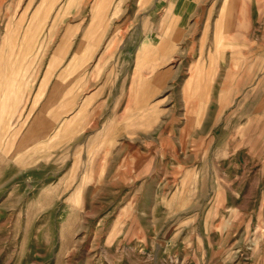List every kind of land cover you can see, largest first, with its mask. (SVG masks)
Returning <instances> with one entry per match:
<instances>
[{
	"label": "rangeland",
	"instance_id": "374dc122",
	"mask_svg": "<svg viewBox=\"0 0 264 264\" xmlns=\"http://www.w3.org/2000/svg\"><path fill=\"white\" fill-rule=\"evenodd\" d=\"M173 4L0 0V37L36 24L72 38L106 111L73 138H49L25 115L48 83L13 80L42 67L0 64V264H264L260 99L208 106L217 69L215 89L264 82V33L240 18L263 17L264 0H204L180 23ZM226 35L244 47L230 65L209 48Z\"/></svg>",
	"mask_w": 264,
	"mask_h": 264
},
{
	"label": "crops",
	"instance_id": "0c3cea01",
	"mask_svg": "<svg viewBox=\"0 0 264 264\" xmlns=\"http://www.w3.org/2000/svg\"><path fill=\"white\" fill-rule=\"evenodd\" d=\"M169 3H174L172 6L171 13L175 18L179 19V23L187 17H191V13L197 16L199 12V5L204 2V0H168ZM178 3V4H177ZM193 5L195 9L189 12L188 7ZM178 7V10H174ZM223 8V14L232 13L227 15L226 19L229 17H235L234 10H228ZM165 11V10H164ZM39 12V10L37 11ZM35 11L32 15L34 19L37 15ZM234 13V14H233ZM229 14V13H228ZM171 15V16H172ZM221 16V15H220ZM226 16V15H225ZM238 17V16H237ZM240 17V14H239ZM246 24L247 29H250L253 25L254 31H259L264 33V15L260 13H255L251 11L245 17H240ZM229 19L225 22L228 25ZM221 23V22H220ZM240 22L238 21L237 24ZM197 24V23H196ZM231 24V21L230 23ZM216 25V23H215ZM224 25V24H223ZM244 32H247L244 30ZM58 33L57 29L53 30V27H46L41 30L40 26L36 24L28 25L26 27H11L8 31L2 32L4 35L0 37V58L4 61L0 64L2 65H18V66H29L33 67L31 70H34L35 67L41 66V72L36 75H30L28 73L23 75L19 73L18 78L13 80L19 81H38V83H48L46 88L43 90H38V85L35 88L34 94L29 96L28 107L32 105L33 111L25 113L28 116V121L33 124L36 122H42V130L44 135L49 138L57 136L62 138H73L77 134L75 131L81 130V124L85 121L88 128L98 120L100 117L105 115L106 111L100 112V107L102 106L101 97L103 95L99 94L98 91V80H93L92 75L96 72V69L92 66H83L78 69L79 63L84 61V54L80 56L75 52L74 42L63 37L60 39L56 35L55 40L52 38V34ZM249 33V31H248ZM226 38V40H225ZM224 41L220 43L211 42L209 48L220 50V59H226L228 65L240 59L241 53H239V58H235L236 54L234 50L237 48L244 49L243 45L240 42L234 40V38L226 35L223 37ZM4 40L5 43H2ZM264 40V39H263ZM217 44V45H215ZM84 45L89 46V43ZM264 49V47H260ZM11 59L10 62L6 60ZM212 61V59L210 58ZM218 66L222 64L217 63ZM237 64V63H234ZM81 72V73H80ZM219 72L218 69L211 79V85L208 92V106H213L214 103L222 110L228 111V113L235 108L233 104L235 103L236 97H242L244 99V105L250 102V99L253 97H258L260 101L257 106V113L260 114V137L263 139L261 146L264 150V82L263 77L259 78L258 84V93L256 89H250L251 81L255 78L246 77V85L243 84L241 87L238 85H228L229 80L227 78L221 84V89H215L216 85L219 83ZM24 77V78H23ZM77 77V78H76ZM79 78V79H78ZM122 73L116 74L115 77V91L114 98L115 100L122 98L121 92H118L122 86ZM80 81L81 84L85 82V89H88L87 93L83 95L80 93V85H77L75 82ZM245 82V80H244ZM263 82V86H262ZM224 83V85H223ZM249 85L247 86V84ZM118 84V85H117ZM118 86V87H117ZM38 95V96H37ZM105 97V95H104ZM223 99L219 101V99ZM37 99V100H36ZM214 100V102L212 101ZM252 109L253 105H245ZM232 108V109H231ZM28 109V108H27ZM106 110V108H105ZM119 111V117H121L122 111ZM234 112V111H233ZM117 114V111L115 112ZM121 119V118H120ZM76 124L80 125L77 126ZM81 128V129H79ZM263 136V137H262ZM63 142V141H62ZM62 144H67L63 142Z\"/></svg>",
	"mask_w": 264,
	"mask_h": 264
},
{
	"label": "bare ground",
	"instance_id": "6f19581e",
	"mask_svg": "<svg viewBox=\"0 0 264 264\" xmlns=\"http://www.w3.org/2000/svg\"><path fill=\"white\" fill-rule=\"evenodd\" d=\"M241 12V11H240ZM219 38V37H218ZM147 42V41H146ZM145 42V43H146ZM155 45V44H154ZM146 50V46L145 45H142V47L140 48V50H139V52L141 51V52H143V51H145ZM161 51V50H160ZM164 51V50H163Z\"/></svg>",
	"mask_w": 264,
	"mask_h": 264
}]
</instances>
